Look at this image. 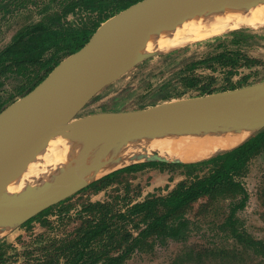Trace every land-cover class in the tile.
<instances>
[{
  "label": "trees",
  "instance_id": "trees-1",
  "mask_svg": "<svg viewBox=\"0 0 264 264\" xmlns=\"http://www.w3.org/2000/svg\"><path fill=\"white\" fill-rule=\"evenodd\" d=\"M136 1L138 0H62L63 4L59 10L48 12L43 18L20 27L11 40L0 49V111L31 90L62 58L82 47L96 29L87 24L72 25L65 21V18L70 14L99 13H104L105 18H108ZM30 2L33 0H0V13L4 15L14 10L8 8V5L13 8H28ZM50 2L51 0L49 4ZM255 28L230 30L197 42L205 44L207 48H213L201 60L189 62L190 70L197 66L210 68L211 64H214L223 71L224 78L223 85L216 89L210 88L211 81H203L195 95L235 89L264 81L263 77L251 78L249 74H243L235 80L232 78L239 74L240 68H250L256 62L246 53V46H249V41L256 36ZM188 48L185 47L186 50ZM180 80L186 81L188 87L196 86L199 82L195 76L187 75L182 76ZM187 86L183 89H188ZM184 91L181 90L177 94ZM180 96L184 97L175 95ZM171 98L173 96L170 94L169 99ZM261 153H264V126L238 145L196 161H142L111 171L91 181L83 189H101L108 186L119 173L138 171L151 165L180 166L188 171L210 167L206 175L180 181L165 195L150 196L135 202L128 201L121 206L110 201L87 202L77 212L80 222L73 230L64 237L49 239L50 242L43 247L44 252L25 264H122L150 238H154L159 244L184 240L192 229V222L185 216V208L202 195L214 193L222 188L235 187L243 195L233 206L231 217L237 208L244 205L246 192L241 182L235 180V176L246 169L251 158ZM66 200L68 199L60 202ZM35 217L36 215L28 218L26 223ZM231 217L229 222L233 225L235 219ZM231 227L230 236L241 240L235 242L239 250L223 248L217 256L220 264H237L235 260L240 258L241 250L246 252L248 248H252L259 255L261 253L260 256L264 258V241L248 235L244 237V229ZM240 242L245 248L240 246ZM213 256L215 258V255ZM190 257V253L186 252L180 263L184 264L185 260L187 264ZM197 259L201 262L203 257L198 254Z\"/></svg>",
  "mask_w": 264,
  "mask_h": 264
},
{
  "label": "rangeland",
  "instance_id": "rangeland-1",
  "mask_svg": "<svg viewBox=\"0 0 264 264\" xmlns=\"http://www.w3.org/2000/svg\"><path fill=\"white\" fill-rule=\"evenodd\" d=\"M58 1L51 0L49 4V0H33L28 3V8L23 6L13 8L12 5H8V8L14 10L4 15L0 13V49L23 25L43 18L48 12L59 10L63 3L62 0ZM105 17L104 13L70 14L65 21L75 26L87 24L90 28L97 29L111 16ZM261 25L252 27H256L254 29L256 36L249 41L250 45L246 46V53L256 60L255 64L250 68H240L239 74L232 76L233 80L243 74H249L251 78H264V24ZM200 40L203 39L177 46L172 50H157L141 59L118 79L103 87L77 117L104 111L143 109L170 100L193 97L190 95H195L197 88L206 80L211 81L210 88H219L223 85L224 78L223 71L219 67L214 64H211L210 68L197 66L190 70L191 68L188 67L189 62L201 60L213 48L198 44ZM186 46L189 47L187 50ZM186 75L199 79L196 86L188 87L186 81L180 80ZM186 86L188 89H183ZM181 90H185L184 93L177 94ZM170 94L173 96L171 99H169ZM175 95L184 97H175ZM164 96H167L166 99ZM262 126L264 125L260 124L257 129ZM155 155L158 158H166L164 162H189L176 160L170 155L160 154L157 151L151 152L150 161H163L155 159ZM142 161L147 159H139L116 169ZM209 171L210 167L188 171L180 166L165 167L158 164L146 166L138 171L119 173L108 186L101 189L82 188L66 198L68 200L65 202L56 203L47 207L48 209L45 208L46 211L37 212L32 221L26 223L27 220H24L16 223L6 233L0 234V264H25L28 260L39 257L44 252L43 247L50 242L49 239L66 236L80 222L77 212L87 202L110 201L121 206L128 201L135 202L150 196L165 195L180 181L204 176ZM235 180L243 185L246 197L244 205L237 208L232 217V208L240 201L243 193H239L234 187V189L222 188L214 193L204 194L185 208V216L192 222V229L186 239L159 244L157 240L150 238L122 264H172L173 262L181 264L180 261L186 252L191 255L187 264H220L217 256L221 254L223 248L239 250L235 242L241 240L230 236L231 226L244 229V237L248 235L264 241V153L251 158L246 169L236 175ZM230 217L235 219L233 225L229 222ZM240 243V246L245 248L242 242ZM198 254L203 257L201 262L197 259ZM260 255L252 248H248L246 252L241 250L240 258L237 257L235 261L237 264H264V258ZM184 264H186L185 260Z\"/></svg>",
  "mask_w": 264,
  "mask_h": 264
},
{
  "label": "water",
  "instance_id": "water-1",
  "mask_svg": "<svg viewBox=\"0 0 264 264\" xmlns=\"http://www.w3.org/2000/svg\"><path fill=\"white\" fill-rule=\"evenodd\" d=\"M202 2L207 0L134 2L102 22L82 47L62 58L31 90L0 111L1 217H7L9 209L14 208L18 201L25 205L29 213L15 224L23 222L93 181H64L60 185H46L39 191L28 190L20 196L5 191L4 185L20 166L34 158L52 138L64 131L87 129L101 121L117 131L147 130L161 121L203 123L207 116L227 122L243 118L256 122V129L260 124L264 125V89H261L264 88V81L170 100L143 109L104 111L77 117L103 87L146 58L140 55L142 46L152 35L166 28L169 20L176 17L184 5ZM245 88L255 89L248 97L236 95ZM155 156V159L166 161V158ZM144 159L150 161L152 158L148 156Z\"/></svg>",
  "mask_w": 264,
  "mask_h": 264
},
{
  "label": "bare ground",
  "instance_id": "bare-ground-1",
  "mask_svg": "<svg viewBox=\"0 0 264 264\" xmlns=\"http://www.w3.org/2000/svg\"><path fill=\"white\" fill-rule=\"evenodd\" d=\"M261 24L264 0H207L184 5L166 28L149 38L140 55L147 57L157 50H172L194 40ZM254 89H241L236 95L248 97ZM157 123L147 130L117 131L101 121L87 129L64 131L20 166L4 185L5 191L20 196L28 190L39 191L64 181L88 182L122 165L148 158L152 151L181 161L199 160L234 147L257 126L243 118L227 122L214 116H207L203 123ZM13 207L7 217L0 216V234L29 213L18 201Z\"/></svg>",
  "mask_w": 264,
  "mask_h": 264
}]
</instances>
